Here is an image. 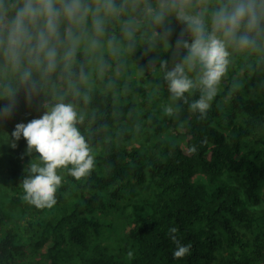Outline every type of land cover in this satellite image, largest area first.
I'll use <instances>...</instances> for the list:
<instances>
[{"label":"trees","instance_id":"trees-1","mask_svg":"<svg viewBox=\"0 0 264 264\" xmlns=\"http://www.w3.org/2000/svg\"><path fill=\"white\" fill-rule=\"evenodd\" d=\"M114 2L118 12L105 18L104 35L124 47L102 57L96 87L78 84L88 70L87 55L79 48L66 67L61 47L56 70L42 76L33 69L27 84L18 74L3 76L0 54V108L9 103V89L16 91L13 114L0 117V126L2 121L17 122L28 94L41 91L42 110L50 111L57 103L73 106L76 127L95 159L90 175L80 180L62 169L56 203L37 208L24 200L22 187L35 162L13 151L17 148L0 156L7 195L24 208L15 219L0 210V264H264V211L245 206L258 203L264 193V21L254 47L228 46L226 71L202 115L191 108L205 95L202 74L194 73L195 68L203 71L202 66L166 46H178V39L191 41L187 25L175 11H166L157 22L161 0ZM15 3L0 0L9 18ZM222 3L226 0H191L186 12L203 14L212 29V15ZM65 27L62 23V38ZM127 57L144 68L136 97L125 84L115 83L126 75L121 65ZM178 63L194 84L180 98L171 94L164 78ZM165 94L172 115L157 105ZM137 104L146 109L145 144L130 141L127 116ZM193 147L195 152L190 151ZM132 181H148L150 192L136 199L141 209L132 213L112 249L102 235L113 225L103 217L119 201L131 199L127 189ZM172 227L178 229L175 235L182 245H191L183 258H174Z\"/></svg>","mask_w":264,"mask_h":264},{"label":"clouds","instance_id":"clouds-1","mask_svg":"<svg viewBox=\"0 0 264 264\" xmlns=\"http://www.w3.org/2000/svg\"><path fill=\"white\" fill-rule=\"evenodd\" d=\"M190 3L191 0H161L155 20L160 22L166 11H175L177 19L191 31V43L180 39L177 43L188 49L186 59L189 63L198 61L203 68L200 83L205 88V95L193 102L191 108L204 115L216 94V85L226 71L228 46L231 44L241 49L255 46V34L259 33L264 21V0H226L212 15L211 32L207 30L203 14L186 12ZM13 9L14 15L9 18V10L0 7V54L5 73L18 74L25 84L32 81L33 69L42 76L56 70L61 47L64 48L62 59L65 66L70 65L89 17L92 30L99 37L105 31V17L118 12L114 0H92L91 3L85 0H16ZM62 23L66 24L63 38ZM76 29L82 34L78 35ZM98 43L96 39L90 40L93 48ZM165 66L166 62H163L162 67ZM164 78L169 91L177 98L194 87L180 63L167 70ZM15 97L16 91L9 89V103L0 108V117L8 118L13 114ZM172 113L173 108L165 109L166 115ZM77 122V113L71 104L57 103L39 118L16 124L11 133L13 148L16 147L15 141L23 137L27 151L35 150L39 155L40 163L31 165L32 175L25 178L22 185L24 200L37 208H51L56 203V192L62 183L58 169H68L72 177L80 180L89 176L94 168L95 159L76 127ZM190 151L195 152L196 148ZM177 231L176 227L169 229L177 249L173 255L174 258H183L191 245H182L175 235Z\"/></svg>","mask_w":264,"mask_h":264},{"label":"rangeland","instance_id":"rangeland-1","mask_svg":"<svg viewBox=\"0 0 264 264\" xmlns=\"http://www.w3.org/2000/svg\"><path fill=\"white\" fill-rule=\"evenodd\" d=\"M106 18V17H105ZM209 32L212 29L207 28ZM78 35H81V30L77 32ZM83 38L79 45V49L83 50L87 55L88 59V70L87 74L83 79L79 81V85L83 88H93L98 85L96 78L97 73L100 69L101 59L102 57L112 51H120L124 47V43H110L106 40L105 35L95 36V33L91 27V18L89 17L88 23L86 25V31L82 34ZM96 39L98 40V46L93 48L90 44V40ZM191 43V41H188ZM167 47L173 48V51L176 55H183L186 59L189 55L188 49L184 48L182 45H178L176 47H172L171 45L166 44ZM239 48V47H237ZM235 49V48H234ZM187 60V59H186ZM123 64L121 65V69L125 71V76L121 79L115 80L116 84H125L126 88L134 94L136 97L137 90L141 88V82H139V76L143 73L144 68L138 65L137 63L130 61V59L124 58ZM188 62V61H187ZM189 63V62H188ZM191 64V63H190ZM194 69V68H192ZM195 72L202 74L203 71L197 70L195 68ZM7 75L3 69V76ZM143 86V85H142ZM43 97V93L41 91H32L28 94L27 102L23 113L19 116L17 122L15 123H6L2 121L0 126V156H5L8 151H12L13 147L11 146L14 143V140L11 136L15 125L18 123H28L30 120L34 118H39L46 110H42L39 102ZM169 95L165 94L164 98H160L158 100L159 110L165 113V109L169 107ZM146 109L139 104L136 105L134 110L127 116L128 129L130 131L131 137L130 141H136L142 144H145L143 131L145 130V119L143 118V113ZM243 117L242 114L237 113L235 118L241 120ZM16 150L13 149L14 152L19 153L22 158L27 159L31 162L39 163V155L35 152V150L28 152L27 144L23 137L19 139V141H15ZM58 174L64 177V173L62 169L57 170ZM149 177V176H148ZM225 180L229 182V178L224 176ZM7 184L0 179V210L3 212L6 218H19L22 216L24 212V208L19 205L18 202L14 200H10L6 191ZM128 194L131 196L130 200H121L118 202V206L111 210L107 215L103 217V220L108 223L112 222V227L109 232H105L102 235V240L104 243L108 244L112 249H116L118 240L120 241L121 237H123L125 226L131 219V215L134 211L141 209V203L137 202L136 199L139 196L146 195L150 192L148 181H144L142 183H135L132 181L130 183L129 188L127 189ZM249 210L261 212L264 211V193L262 192L260 195V200L255 204H245ZM118 241V242H119Z\"/></svg>","mask_w":264,"mask_h":264}]
</instances>
